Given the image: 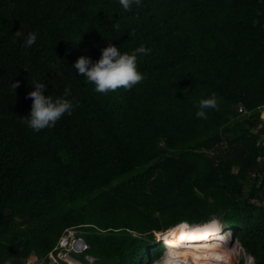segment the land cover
Masks as SVG:
<instances>
[{
	"label": "trees",
	"instance_id": "1",
	"mask_svg": "<svg viewBox=\"0 0 264 264\" xmlns=\"http://www.w3.org/2000/svg\"><path fill=\"white\" fill-rule=\"evenodd\" d=\"M108 44L151 49L142 80L101 93L72 68ZM32 80L72 101L38 131L23 122ZM261 107L264 0H0V264H46L68 228L97 260L150 264L154 232L214 220L264 264Z\"/></svg>",
	"mask_w": 264,
	"mask_h": 264
},
{
	"label": "clouds",
	"instance_id": "2",
	"mask_svg": "<svg viewBox=\"0 0 264 264\" xmlns=\"http://www.w3.org/2000/svg\"><path fill=\"white\" fill-rule=\"evenodd\" d=\"M123 9H129L133 3L140 4L141 0H118ZM116 29H119V24H114ZM16 37H22L24 46H30L36 40L35 32L21 33L19 29L14 32ZM151 51L150 48L140 44L131 53L122 52L116 45L108 44L103 47L99 58L92 62L86 56H79L73 63L78 74H82L86 81L94 85L93 90L96 92H105L113 90L119 86L125 88L131 87L143 78V74L137 68V54H147ZM32 90L26 93L31 97L30 109L23 116V122L34 131H38L45 127H52L62 114L70 113L72 101L66 99L65 96L52 97L45 95L42 92L44 83L39 80L31 81ZM16 87V84H13ZM66 95V93H65ZM196 103L195 116L206 118V109L216 108L217 99L215 94L208 97L200 98ZM2 264H10V261L5 259ZM163 264H170L168 259L163 260Z\"/></svg>",
	"mask_w": 264,
	"mask_h": 264
},
{
	"label": "bare ground",
	"instance_id": "3",
	"mask_svg": "<svg viewBox=\"0 0 264 264\" xmlns=\"http://www.w3.org/2000/svg\"><path fill=\"white\" fill-rule=\"evenodd\" d=\"M217 228L216 221L193 227L183 223L171 233H162L167 234L163 238L166 249L155 264H163L165 258L170 264H210L213 261L232 264L235 252H231L227 244H220L226 236L217 232Z\"/></svg>",
	"mask_w": 264,
	"mask_h": 264
},
{
	"label": "built area",
	"instance_id": "4",
	"mask_svg": "<svg viewBox=\"0 0 264 264\" xmlns=\"http://www.w3.org/2000/svg\"><path fill=\"white\" fill-rule=\"evenodd\" d=\"M238 112L242 113L243 111L241 108H239ZM259 116L260 121L257 123L255 130L259 133L258 144L261 147H264V107L260 108ZM254 176L255 173L250 174V177ZM254 202L258 205H264V198L256 199L254 200ZM211 222L212 221L207 223L191 224L190 226H202ZM217 232H222V235L226 236L225 240H223V242H221L220 244L228 245L230 242H232V240H236L233 230L221 231L220 226L218 225ZM154 235L158 241L157 244L163 246L166 249L165 240H163V238L167 234H157L156 232H154ZM231 236L234 237V239L231 240ZM235 243L239 245L243 253V255L241 254L239 261H237L236 263L239 264V262L242 261L244 264H253L252 257L244 251L238 241ZM88 249L89 245L80 235H78V231L75 228H68L63 231L52 250L46 254L45 261L46 264H96L97 259L87 253ZM230 251L235 252L234 260H236L240 251L238 249H235V247Z\"/></svg>",
	"mask_w": 264,
	"mask_h": 264
},
{
	"label": "rangeland",
	"instance_id": "5",
	"mask_svg": "<svg viewBox=\"0 0 264 264\" xmlns=\"http://www.w3.org/2000/svg\"><path fill=\"white\" fill-rule=\"evenodd\" d=\"M215 153L216 154H220L221 151L220 150H216ZM181 223L188 224L186 222H181ZM181 223H179V224H181ZM179 224H176L174 227H176ZM156 233L159 234L161 232H156ZM235 242H237V241L236 240H232V242H230L228 244L229 250H232V248L235 247V249H238L240 251L238 256H237V258H236V260H233L232 264H237L236 262L239 261V259L241 257V254L243 255L242 250L240 249L239 245H237V243H235ZM191 243H194V241L191 242ZM191 243H189V244H191ZM163 253H164V247L157 244V248H156V251H155V254H154L156 256V258L150 264H155L162 257ZM33 262L36 263V264H39V260L34 255H31V256H29L27 258V261H26L25 264H31ZM217 262L218 261H213V262H210V264H218Z\"/></svg>",
	"mask_w": 264,
	"mask_h": 264
},
{
	"label": "water",
	"instance_id": "6",
	"mask_svg": "<svg viewBox=\"0 0 264 264\" xmlns=\"http://www.w3.org/2000/svg\"><path fill=\"white\" fill-rule=\"evenodd\" d=\"M221 231H224V230L222 229ZM232 239H234V237H232ZM157 243L158 241H156V245ZM96 264H116V260L113 258H101L97 260Z\"/></svg>",
	"mask_w": 264,
	"mask_h": 264
},
{
	"label": "crops",
	"instance_id": "7",
	"mask_svg": "<svg viewBox=\"0 0 264 264\" xmlns=\"http://www.w3.org/2000/svg\"><path fill=\"white\" fill-rule=\"evenodd\" d=\"M261 108H262V107H261ZM259 111H260V109H259ZM214 221H215V220H214ZM186 225H189V224H186ZM30 256H31V255H30ZM31 264H36V263L33 262V263H31Z\"/></svg>",
	"mask_w": 264,
	"mask_h": 264
}]
</instances>
